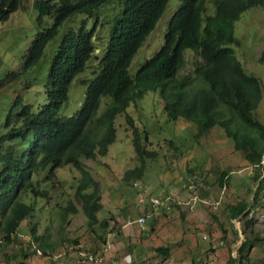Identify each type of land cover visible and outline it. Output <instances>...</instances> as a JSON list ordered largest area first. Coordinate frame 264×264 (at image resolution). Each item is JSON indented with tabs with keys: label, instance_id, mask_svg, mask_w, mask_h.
Wrapping results in <instances>:
<instances>
[{
	"label": "trees",
	"instance_id": "16d2710c",
	"mask_svg": "<svg viewBox=\"0 0 264 264\" xmlns=\"http://www.w3.org/2000/svg\"><path fill=\"white\" fill-rule=\"evenodd\" d=\"M170 1H33L39 29L25 55L27 69L39 63L66 22L80 20L66 28L57 45L44 85L46 102L35 110L17 97L7 116L6 133L0 137V145L6 148L2 152L5 154H0V244L14 243L22 223L35 217L38 201L50 199L48 188L41 187L42 181H53L60 168L69 166L80 174V179L75 202L62 208L63 222L67 224L69 215L79 213L80 204L91 230L110 226L113 218L100 221L98 217L103 210L101 186L83 160L95 161L109 153L117 138L115 120L126 114L140 165L127 170L124 181L142 179L148 161L157 154L146 149L144 140L149 141L148 134L143 138L126 112L148 92L159 93L170 121L184 119L195 124L197 140L215 127L223 129L235 150L258 169L257 182L259 168L264 167V123L255 117V111L262 102L264 88L261 79L245 69L233 45H240L235 24L241 15L255 7L264 10V0H181L168 23L163 46L131 76L129 69L135 56L163 18ZM110 3H117L119 9L113 15L98 69L93 71V78L81 81L86 87L84 102L73 116L60 117L72 83L86 72L97 50L99 20L92 29L88 23L97 19L100 9ZM208 5L214 14H208ZM23 7L24 0H0V23ZM46 18L51 20L48 27ZM188 50L194 54L193 75L180 77L187 65ZM260 62H264V53ZM103 99L110 102L99 115ZM43 173L47 175L44 178ZM219 182L221 186L227 184V175L221 176ZM250 206L240 200L228 209L230 219H244L243 234L251 231L252 235L255 214ZM115 229L120 233L119 226ZM31 235L46 255L48 248L38 225L31 227ZM249 235L239 249V263L247 261L246 253L261 241L258 237L251 240ZM158 251L169 258V249ZM21 254L26 258L31 253ZM235 263L230 255L229 264Z\"/></svg>",
	"mask_w": 264,
	"mask_h": 264
},
{
	"label": "rangeland",
	"instance_id": "374dc122",
	"mask_svg": "<svg viewBox=\"0 0 264 264\" xmlns=\"http://www.w3.org/2000/svg\"><path fill=\"white\" fill-rule=\"evenodd\" d=\"M33 1L24 0L23 9L13 13L6 22L0 23V85L2 84L0 89V137L6 133L7 116L17 97H21L24 103L31 104L35 110L46 102L44 85L57 45L66 32V28L68 29L71 24L78 23L80 20L66 22L58 36L47 46L39 63L27 69L24 66L25 55L39 29L38 12L33 8ZM116 4L110 3L104 6V9H100L98 18L90 19L88 23V28L92 29L95 22L99 20L98 38L95 45L97 50L86 72L72 83L68 101L60 110V117L73 116L84 102L86 87L82 85L81 81L93 78V71L98 69V60L105 51L113 15L119 9ZM180 5L181 0L170 1L169 8L165 11L163 18L134 58L129 69L130 74L134 75L141 65L162 47L168 22ZM211 13L214 14L212 6L208 5V14ZM50 25L51 20L46 18L45 27ZM235 37L240 42L239 46L233 45L238 59L245 69H248L249 74L261 79L264 88V62H260L264 53V10L255 7L244 12L235 24ZM186 52H188L186 53L187 65L181 71L180 77L193 75L194 54L189 50ZM109 102L110 99L102 100L99 115ZM127 114L134 119L136 127L140 132L142 131L143 138L148 134L149 141L145 142L144 140L146 149L157 154L154 160L148 161L147 167H145L147 174L139 181H124L125 172L140 165L133 147L132 128L126 123V114L119 115L115 120L117 138L116 142L110 146L109 153L95 161L83 160L94 179L101 186L103 210L98 214L100 220L113 218L133 224L128 226L132 228V231L125 233L128 238L126 245H123L122 238H119L120 235L116 234V237H113V244L116 241L117 246L111 252V260H118L131 252L133 264L170 263V257L158 256L155 248L153 252L149 250L151 254L148 257L144 254L138 255V261L135 260V254L132 253L134 248L140 247V244L129 238H133L139 231L136 220L145 216L141 213V197L136 190L139 183L145 187V190H148V197H150L149 194L160 195L174 192V194L178 193L183 201L181 205L174 204L170 211L166 208L160 210L159 215L153 219L154 221L148 224L150 221L148 220L144 228L140 227L142 233L139 242L147 240L157 230L162 220L169 221L172 216H174L172 222H175L174 225L180 232L178 221L180 215L175 208L177 206L184 209L190 207L186 204L189 198H186L185 193L192 179V182L198 187L196 195L200 200L207 201V204L200 201L192 202L195 213L207 210L210 214L217 216L219 210H222L221 218L224 225L227 226V230L223 228L225 229L224 233L230 230L229 233L233 238V231H236L239 234L238 245H242L246 235L242 233L243 224H240L239 220L228 223L227 218L225 219L226 213H228L227 206L241 200L249 202L250 208H252V203H255V190H257L255 176L258 169L249 165L243 154L235 150L234 144L226 138L223 129L215 127L201 139H195L196 125L184 119H179L177 122L170 121L158 92H148L144 99L128 108ZM255 117L264 123V93L262 102L255 111ZM4 148V145H0V154L2 155L5 154L2 153ZM224 174L227 175L228 183H223L221 186L219 179ZM45 175L46 173H43L42 178ZM79 179L80 174L69 166L60 168L53 181L48 183L42 181L41 187L48 188L50 199L38 201L35 217L22 223L14 243L6 244L4 241L0 244V264H76L82 253L101 252L103 235L106 232L104 233L99 228L93 232L87 226V219L80 204H77L79 213L69 215L67 224L62 220V208L68 206L69 202H75L74 196ZM259 198L264 200L261 196ZM209 200L212 202L214 200L219 206L215 208L210 205ZM254 214V220L260 219L261 210L255 208ZM218 216L220 219V215ZM34 225H38L39 235L45 236L44 245L48 248L46 255H43L42 252L40 256L33 252L34 246L41 248L40 243L35 242L31 235V227ZM254 225V233L249 235L251 231H248L247 235L251 237V240L258 237L261 241H258L256 246L254 244L247 254L251 264H264V230L259 223ZM120 227H122L121 224ZM112 228L111 231L118 233L116 229L112 230ZM160 229L153 241L155 242L159 238L165 244L169 241L164 240L168 234L164 228ZM224 233L218 234L221 236ZM1 238L3 235L0 234ZM128 245H131L130 249ZM183 247L182 244V248L177 247V250L187 253ZM122 250L123 253L120 254ZM22 251L31 254L25 258L21 254ZM235 253L237 256L238 252ZM195 257L198 258L199 255L194 252L191 256L187 254L189 259H195ZM210 259L212 257H200V264H206L207 260V264L216 263L215 259H212L215 262ZM104 263L105 260L101 264ZM108 264H112V262Z\"/></svg>",
	"mask_w": 264,
	"mask_h": 264
},
{
	"label": "crops",
	"instance_id": "0c3cea01",
	"mask_svg": "<svg viewBox=\"0 0 264 264\" xmlns=\"http://www.w3.org/2000/svg\"><path fill=\"white\" fill-rule=\"evenodd\" d=\"M146 174L147 173L145 171L143 177ZM193 178H196V177H193ZM219 184H220V182H219ZM137 186H139L136 189L138 192V195L140 197L142 196L141 201H140L141 202L140 203L141 213L148 216V219L146 220V223L148 220H150L148 222V224H150V222L154 221L153 219L159 215L160 210H164L166 208V209H169L168 211H170V209L173 208L174 204H176V205H181V203L183 204V201L180 198L181 196H179L178 193L174 194V192H173V193L160 194V195L149 194L150 197H148V195H147L148 190H145V187L141 183L137 184ZM197 191H198V187L196 184H194L192 182V179H191V184L187 188V191L185 193L186 198L187 199L189 198V201L186 204L190 207L184 209L182 207L179 208L177 206L175 208V210L179 211V215H180L179 220H178L179 226H180V232H179L178 228L174 225L175 222H172L174 219V216H172L169 221L167 219L162 220L160 222L157 230L147 240H142V242H139V238H140V235L142 232L140 231L141 226L138 222V219L136 220V224L139 227V231H137V233L134 235L133 238H129L133 242L138 241V243L140 244V247L134 248V250L132 252L136 256V259H135L136 261H138L137 256L140 254H144V256L148 257L151 254V252H149V250H152V252H153L154 248L156 249L157 255L162 257L163 254H161V251H158L159 248H162L164 250L169 249V251H170V256H169L170 257V263L169 264H200V260H199L200 257H204V258L212 257V259L216 260L215 264H229L230 255L234 259H236L235 264L241 263V262L239 263L238 255L237 256L235 255V254H237L235 252L239 253V249L242 246L241 244L238 245L239 234L236 233V231H233L234 236L232 238V234L229 233L230 230H229V232L224 233L225 229L227 230V228H226L227 226L224 225L223 220L221 218V216L223 215L222 210H219L217 216L210 214L206 209H205L206 212L202 211L201 213H199V212L195 213L194 204L192 202L200 201L201 203L207 204V201H205L203 199L202 200L199 199V197L196 195ZM186 194H189V195H186ZM157 196H160L162 198L163 197H166V198L170 197V204H165L163 207L159 208V210L157 212H153V209H152L151 204H150V198L157 197ZM259 196H261V195H259ZM142 198H143V200H142ZM145 200H147V201L145 202ZM209 202H210V205H213L215 208H217L219 206L217 202H214V200H213V202H212V200H209ZM257 202L261 205L264 204V200H261L260 198L257 199ZM228 208H229V206H227V209ZM229 213L230 212L228 209V213H226V216H225V219L227 218L228 223H234V221L239 220L240 224H243V226H244V223H245L244 219H242V218L230 219ZM218 215H220V219H219ZM100 221H102V220H100ZM120 224L122 225V227H120ZM113 225L119 226V228L122 232L120 231V233L119 232L115 233L114 231H111L110 229L112 228ZM130 225H133L132 222L126 223L125 220L120 221L118 219H114V220L110 221V226L106 230H104V228H101L99 226L95 227L93 232H95L97 228L101 229L104 233L106 232V234L103 235V241H102L103 248H102L101 252L99 251V253L98 252L82 253V254H80V259H77L76 264L94 263V262H89L88 260H86L83 257V255H85V254H90V255H95V256H103L104 260H105L104 264H108L110 262H113L111 260V257H112L111 252L114 251L117 244H116V241L113 244L112 239H114L116 237V234L120 235L119 238L120 239L122 238L123 245H126V242H128V238H127V236H125V233H127L128 231H132V228L128 227ZM114 226H113V228H114ZM161 227L164 228L166 234H168L164 238V240H169V241L166 242L165 244L162 243L163 240L159 239V238L155 242L153 241V238L157 237L158 229H160ZM113 228H112V230H113ZM223 228H225V229H223ZM220 232L224 233V234L220 236L218 234ZM242 233H243V229H242ZM105 235H106V237H105ZM246 236H248V235L246 234L245 237ZM245 241H246V239H245ZM154 244H155V246H154ZM182 244L184 246L183 247L184 250H186L187 253H185L181 250H177V247L182 248ZM128 247L130 249L131 245H128ZM34 248H37V247L34 246ZM125 248H126V246H125ZM37 249H39L40 251L42 250L39 247ZM192 250L196 255L197 254L199 255L198 258H196V257H195V259L187 258V254L190 256L193 255ZM122 253H123V250L120 254H122ZM127 254H131V252L127 253ZM127 254H125V255H127ZM125 255H123V256H125ZM247 256H248V254H247ZM122 257L120 259L114 260V261H116L117 264H121ZM166 258H168V257H166ZM212 259H210V261L215 262ZM217 260H218V262H217ZM207 262H208V260L206 261V264H207ZM241 264H251L250 258H248L247 261H244Z\"/></svg>",
	"mask_w": 264,
	"mask_h": 264
},
{
	"label": "built area",
	"instance_id": "2783aa9c",
	"mask_svg": "<svg viewBox=\"0 0 264 264\" xmlns=\"http://www.w3.org/2000/svg\"><path fill=\"white\" fill-rule=\"evenodd\" d=\"M262 164L264 165V159L262 161ZM259 172L261 174H260V177L258 178V180L256 182L257 191L259 190V188L261 187V185L264 182V167H262V168L260 167ZM259 194L261 195V197L264 198V189H263V192L259 193ZM142 200H143V198H142ZM150 204H151V207L153 209V212H157L159 210V208L163 207L165 204H170V197H167V198L166 197L162 198L160 196L152 197V198H150ZM147 219H148V216L145 215L144 217H141L138 220V222L142 228H144V225L146 224ZM260 221L264 224V210L260 216ZM34 249H37V248H34ZM37 253L39 255H42V251H40L39 249H37ZM87 255L88 254L83 255V257L85 258V257H87ZM86 260H88L89 262L101 264L104 262V257L103 256L89 255L88 259H86ZM133 261H134L133 256L131 254H127V255L122 257L121 264H133ZM112 264H117V262L113 261Z\"/></svg>",
	"mask_w": 264,
	"mask_h": 264
},
{
	"label": "clouds",
	"instance_id": "9594fccd",
	"mask_svg": "<svg viewBox=\"0 0 264 264\" xmlns=\"http://www.w3.org/2000/svg\"><path fill=\"white\" fill-rule=\"evenodd\" d=\"M213 12V11H212ZM212 14V13H211ZM171 19V18H170ZM170 21V20H169ZM69 22V21H68ZM169 23V22H168ZM165 36V35H164ZM148 39V38H147ZM163 46V45H162ZM186 53H188V52H186ZM186 53H185V59H186ZM193 53V52H192ZM104 54V53H103ZM138 54V53H137ZM136 57V56H135ZM144 64V63H143ZM142 66V65H141ZM130 73V72H129ZM131 76H133L132 74H130ZM75 81V80H74ZM148 94V93H147ZM146 94V95H147ZM161 98V97H160ZM144 99V98H143ZM141 100H139V101H137L136 103H138V102H140ZM163 101V100H162ZM164 102V101H163ZM136 103H132V104H136ZM131 104V105H132ZM130 105V106H131ZM130 106L128 107V108H130ZM164 107H165V103H164ZM128 110V109H127ZM104 111V110H103ZM165 111V110H164ZM127 113V112H126ZM167 114V113H166ZM129 115V114H128ZM167 117H168V115H167ZM168 119H169V117H168ZM170 120V119H169ZM179 121V120H178ZM263 159H264V157H263ZM256 192H257V190H255V197H256ZM260 194L258 193L257 194V199L260 197L259 196ZM257 202V201H256ZM255 202V203H256ZM255 203H252V213L254 214V211H255V208H258V209H260L261 210V214L263 213V210H264V204L263 205H261V204H259L258 202H257V204H255ZM258 205V206H257ZM257 223H259L260 224V226L263 228V230H264V224L260 221V219H258V220H254V224H257ZM254 227H255V225H254Z\"/></svg>",
	"mask_w": 264,
	"mask_h": 264
},
{
	"label": "bare ground",
	"instance_id": "6f19581e",
	"mask_svg": "<svg viewBox=\"0 0 264 264\" xmlns=\"http://www.w3.org/2000/svg\"><path fill=\"white\" fill-rule=\"evenodd\" d=\"M263 189H264V182H263V184L261 185V187L259 188V193H262L263 192Z\"/></svg>",
	"mask_w": 264,
	"mask_h": 264
}]
</instances>
